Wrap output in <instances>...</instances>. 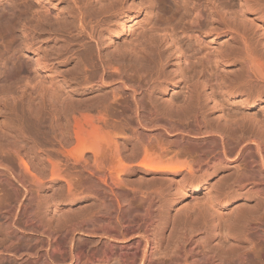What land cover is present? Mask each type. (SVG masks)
I'll use <instances>...</instances> for the list:
<instances>
[{
  "label": "bare ground",
  "instance_id": "obj_1",
  "mask_svg": "<svg viewBox=\"0 0 264 264\" xmlns=\"http://www.w3.org/2000/svg\"><path fill=\"white\" fill-rule=\"evenodd\" d=\"M2 5L32 56L0 121V264H264V0Z\"/></svg>",
  "mask_w": 264,
  "mask_h": 264
},
{
  "label": "rangeland",
  "instance_id": "obj_2",
  "mask_svg": "<svg viewBox=\"0 0 264 264\" xmlns=\"http://www.w3.org/2000/svg\"><path fill=\"white\" fill-rule=\"evenodd\" d=\"M140 0H136V2H138ZM0 121L4 119V113L6 112L4 111L5 109H9L10 107H14L13 104L17 103L14 102V97L17 96V92L19 89V86L21 85V83H18L14 81V80H9L12 79L10 78L11 75L13 74V72L16 70L15 68H13V64H17V66H19L20 64H25L26 60L29 59L28 57H30V55L32 56V53H28L24 50H20L19 49V37H18V33L16 32L15 34L11 33V31L9 30V28L4 24L3 22V18L4 16L2 15V10H4V5H2V3L4 4V0L3 2L0 1ZM161 3V7L163 9V11L161 13H163L162 15L164 16H169L171 15V11H169V4H167V2ZM133 16H132V23H131V27L130 29L126 30L125 32H121L119 33V37L114 38V44L113 47L114 49H121L123 50L125 47L130 46L135 44L139 39H141V37L145 34V32L147 31L148 27L150 26V22H151V18H152V13L151 12H147L146 10H141V12H136V10H134L133 12ZM55 14V13H54ZM53 14V15H54ZM53 15H51V17H53ZM55 16V15H54ZM58 15L56 14L55 17L52 18V23H55L56 20H58L56 17ZM61 17V15H59ZM58 16V17H59ZM56 19V20H55ZM61 19V18H59ZM59 21V20H58ZM17 35V38L14 39V36ZM19 58V59H17ZM16 59V60H15ZM172 59H174L172 57ZM15 62V63H14ZM20 82V81H19ZM18 83V85H17ZM30 90H27V93ZM180 88H176V91L173 92V94L176 96H180L181 92H180ZM33 92V91H32ZM31 93V91L28 93V95ZM32 94V93H31ZM30 94V95H31ZM21 102V101H20ZM18 101L17 103V109H21L20 106L23 107L22 102L20 103ZM20 104V105H18ZM22 104V105H21ZM19 106V107H18ZM256 110H258L257 108H253L251 110H249V112L255 113L257 112ZM248 113V112H247ZM251 113V114H252ZM41 142L44 148L48 149L49 151H51L52 153L56 154L57 149H58V145L49 137H42L41 138ZM79 178V176H77V179ZM219 176H217L215 179L212 180L211 186L216 185L217 181H218ZM224 181L225 178H228V176L223 177ZM222 182V180H221ZM220 182H218L219 184ZM3 194V191L0 190V196ZM195 199V200H193ZM202 200V195L201 193H198V195L195 198H192L190 200L191 203H194V201H201ZM255 200L251 199L250 201H248V205H250L249 207H251L252 205L255 204L254 202ZM69 204L66 203L65 205L62 206L61 209V214L64 211V217L68 215H65V212L68 210V212L72 216L73 214H75L77 211H79L78 209L76 210H72V212H69L70 210L68 208ZM67 210H66V208ZM254 207V206H252ZM251 207V208H252ZM78 208V207H77ZM63 210V211H62ZM63 217V216H62ZM264 250V249H262ZM262 255L264 254V251L262 252ZM264 258V255L262 256ZM264 261V260H263Z\"/></svg>",
  "mask_w": 264,
  "mask_h": 264
}]
</instances>
